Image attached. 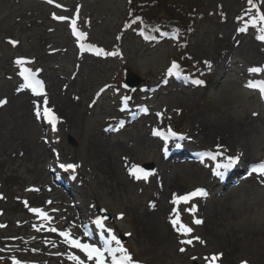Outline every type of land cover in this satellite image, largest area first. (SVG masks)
I'll list each match as a JSON object with an SVG mask.
<instances>
[{"label":"rangeland","instance_id":"obj_1","mask_svg":"<svg viewBox=\"0 0 264 264\" xmlns=\"http://www.w3.org/2000/svg\"><path fill=\"white\" fill-rule=\"evenodd\" d=\"M197 1L201 11L187 44L188 59L195 68V75L191 77L179 71L181 78H178L167 73L172 63L179 61L180 43L168 40L152 44L135 30L136 27H127V0H54L52 4L47 0H0V99L8 96L7 88L14 92L23 86L20 66L15 63L17 59L30 61L23 66L34 72L43 71L46 77L56 80L53 90L63 97L49 99L48 107L60 119L57 131H52L46 120L37 119L31 108L32 111L27 112L28 122L36 124L46 137L35 136L30 142L31 146L36 145L39 137H45L50 154L53 152L57 161L51 171L56 176L52 180H57L58 194L49 196L62 194L68 198L67 204L76 203L93 216L87 229L91 227L96 234L82 243L99 247L97 242H100V248L104 247L107 233L95 224L99 218L136 264H208L205 257L218 253H222V258L216 264H264V177L256 173L253 178L246 175L249 169L264 163V102L258 89L247 86L248 81H264V72H249L250 68L258 66L248 62L242 49L245 46L261 49L254 56L261 59L259 67L264 69V43L256 38L262 33L259 25L251 26L256 11L239 0ZM57 4L61 7H56ZM259 9L264 12V0ZM53 14L69 19L55 20ZM73 19L77 31L86 33L84 40L73 35L70 24ZM246 25L244 33L236 31V27ZM3 28H16L14 36L10 32L2 34ZM9 40H20L22 47L13 46ZM234 41H239L240 45H235ZM30 42L37 48L26 51L23 47ZM82 44L86 47L83 53L78 50ZM89 45L118 55L97 56L92 51L89 53ZM57 48L66 51L53 54L54 59L48 50L57 51ZM42 56L45 62L40 61ZM204 61L211 63L210 69ZM76 65H82V69H77ZM130 73L139 77L140 83L134 90L133 100H126L128 90L124 88L123 76ZM196 79L202 80L203 85L192 83ZM68 104H72L70 109L65 108ZM73 107L76 113L70 116L67 112ZM157 113L162 115L157 116ZM133 118L137 119V125L128 126ZM246 118L254 123L244 128L241 139H232V124L246 126ZM209 123L216 124V129L205 131ZM169 129L177 138L169 136L165 141L152 134L153 130H158L167 135ZM102 131L110 132L114 149L110 152L111 158H89V141ZM181 136L183 139L179 138ZM217 146L223 155L215 161L204 155L215 153ZM230 156L238 158L237 162L226 171L220 169L224 172L222 177L213 175L216 164L227 163ZM61 164L78 167L73 172L61 168ZM116 165L119 169L115 173L113 166ZM132 165L152 167L147 182L128 177ZM17 166L18 163H14L8 167L16 170L17 175L23 174L25 169ZM47 170L45 173L49 175ZM11 174L5 171L2 179L6 180V175ZM160 174H166L171 183L168 185L155 178ZM24 176L28 177L26 173ZM46 183L51 185V179ZM198 188L205 189L208 195L193 198L188 203H172L174 195L184 196ZM17 189L18 186H12L11 191L26 199L29 194ZM3 190L6 187H2ZM156 199L166 205V210L159 206L151 210ZM193 205L196 206L194 214L188 211ZM3 207L4 201L0 198V210ZM29 208L39 207L29 202L26 208L21 205V211L8 218L16 221L24 216L25 210L30 213L27 216L37 218ZM40 209L51 216L58 207L45 204ZM176 212L179 221L192 229L190 234L181 235L173 228L171 220ZM150 213L153 217L148 216ZM194 219L202 223L195 224ZM5 221V215H0V224ZM41 222L48 228L66 230L65 220L54 219L49 223L41 219ZM9 228L10 231H2L3 235L15 238L18 228ZM68 230L72 235L79 232L73 227ZM36 235L26 230L23 242L28 241L27 248L32 252H24L25 243L22 248L25 255L39 260L37 256L41 252L44 262L61 264L58 261L62 257L58 254L63 248L54 249L49 241L45 245L35 243ZM45 235H52L59 241V247L68 246L58 232ZM187 240L192 243L182 245L180 242ZM181 248L184 251H180ZM8 249L13 250V247H0V264L17 261L14 255L4 256L9 253ZM71 251L86 259L78 249ZM49 254L54 255L52 261ZM105 255L107 257V253ZM106 264H111L110 257Z\"/></svg>","mask_w":264,"mask_h":264},{"label":"bare ground","instance_id":"obj_2","mask_svg":"<svg viewBox=\"0 0 264 264\" xmlns=\"http://www.w3.org/2000/svg\"><path fill=\"white\" fill-rule=\"evenodd\" d=\"M242 28L241 26L236 27V31H238L240 34L244 32H240L239 29ZM14 29H4L3 33L5 35H8L9 32L13 35ZM237 38H239V35ZM2 35L1 38L4 39V36ZM231 33L229 34V38H231ZM10 36V35H9ZM30 37V36H29ZM21 41H18V46L22 47ZM235 45H240L239 41H234ZM55 45V44H54ZM50 46H53L51 44ZM58 47V46H56ZM26 49V51H30L33 49H36L35 44L32 42L26 44V47H23ZM49 48V47H47ZM86 48V47H84ZM243 49V52L246 55V58L250 64L257 65L258 67L261 65L262 61L257 56H254L257 54V52H261V49H256L249 47L246 49V46ZM81 53L84 52L85 49L79 48L78 49ZM60 51H66L65 48H61L56 50H48V53L51 57H53V54H56ZM249 51V52H248ZM93 52V51H92ZM89 51V53H92ZM247 52L251 54L250 56H247ZM258 55V54H257ZM59 56V55H58ZM260 57V56H259ZM54 58V57H53ZM40 61L45 62L43 56L39 58ZM55 59V58H54ZM85 60V59H83ZM76 68L81 70L82 65H76ZM43 73V71H42ZM39 72L38 78L41 79L44 82V91H48L47 93V99H53L57 98L60 99L63 97L62 93H57L55 90H53L54 87H56V80L50 77H46V75ZM75 81V80H74ZM76 82V81H75ZM250 82V81H248ZM22 89H21V88ZM19 90L15 89V91H11L9 88L6 90L8 91V96L6 98L0 99V100H6L7 103L0 107V182L3 181V184L0 185V197L4 201V207L2 210H0V215H5L6 221L4 224H0V247H7L12 248L8 249L7 255H4L6 257H11L10 255H14L16 258V262L18 264H51L49 262H44L42 260L41 252H39L40 255L37 256L39 260H35L34 257H27L24 252L31 253L32 249L27 248L28 241H24L26 230H32L37 233L36 237L34 236V242L35 243H42V244H48L49 241L52 244V247L56 248H63L62 252L58 254L59 257H62L58 263L61 264H71L72 260L69 259L70 255H76L73 251H71L73 248H70L68 246L62 245L58 246L59 241H55L56 239L52 238L51 236L45 235V233L50 232L48 229V226H45L43 222H41V218L39 217H29L27 216L30 213L25 210L23 212V217L18 218L16 221L10 220L8 217L11 215H14L16 212L21 211L19 207L21 205L25 206V201H27V204L35 203L39 208H41L43 205L48 204L50 206H56L58 207V210H55V215H51V220L58 219L59 222L61 220H65L66 224L64 225V228L66 230L70 228H74L79 230L78 234H73L74 237L81 239V242L86 240L87 238L90 239L91 236H84L83 233L85 231H90L87 229V223L90 221V218L93 217L90 214L84 212L79 205L76 203L73 204H67L65 202L66 198L64 195H60L58 197H51L49 196L50 193L52 194H58V185L57 180H52L53 177L55 179V175H52L53 171H51V168L54 167V165H57V161L53 158L54 153H51L50 145L49 143L44 139L45 132L43 133V130L41 131L39 127L35 125H31L27 120V112L32 111L31 108H34L36 104H40L44 97L42 96H34L32 95L31 91L28 89H24L22 86L17 87ZM13 90V89H12ZM17 90V91H16ZM66 90V89H65ZM50 91V92H49ZM54 91V92H53ZM50 93V95H49ZM53 93V94H51ZM67 93H65L66 95ZM72 104H68L65 108L70 109ZM53 108V107H52ZM68 115L74 116L76 111L73 107V109L69 110ZM130 114V113H129ZM134 119V118H133ZM136 118L134 120H131L128 126H135L137 125ZM246 121L248 123L246 126L241 123H233L232 124V130L230 131V136L234 140L241 139L242 135L245 133V127L252 125L254 122L246 118ZM216 124L209 123L208 126H205V131L209 130L210 128L216 129ZM45 136L44 138H40L37 140V146L33 145L31 146L30 139L35 136ZM141 140H143L141 138ZM35 142V141H34ZM41 144L43 148H41ZM31 146V147H30ZM113 146L111 140H110V132L109 131H102L100 135L98 136L95 134V136H92V139L89 141V147L87 149V155L89 158H96V157H109L110 152L114 151V149L111 147ZM249 145L246 147L249 149ZM21 151L19 152V150ZM11 151V152H10ZM10 152V153H8ZM247 152V149H246ZM105 162V161H104ZM14 163H18L17 168L18 169H25V172L21 175L16 174V170L11 171L8 167L9 165H14ZM29 165V166H28ZM47 165V166H46ZM44 166V169H43ZM47 167L49 168L47 170ZM114 167V172L116 173V169L118 170L119 167L116 165ZM109 168V167H108ZM7 172L12 173L11 175H6V180L2 179L3 174ZM46 170L49 172V175L46 174ZM111 170V167L109 168ZM127 169H125L126 171ZM249 171L247 172V176L253 178L254 173L252 175H249ZM27 174L28 177H25L24 174ZM130 177V175H128ZM159 181H164L168 185L171 183V180H167L168 177L166 174H160L156 175L155 177ZM47 179H51V185L49 183H46ZM119 181V179H118ZM60 182V181H58ZM251 182H253L251 180ZM8 185H11L8 187ZM120 185V183H118ZM12 186H18V191H21L23 193H28L27 198H23L22 196H18L16 194V197L14 193L11 191ZM2 187H6V190L2 191ZM38 189V191H36ZM2 191V192H1ZM11 191V192H10ZM19 197V198H18ZM50 197V198H49ZM51 201V203H49ZM167 202V200H165ZM159 206L160 209L166 210V205L163 204L159 199H156L152 205L151 210L154 209V207ZM26 208V206H25ZM73 210H76V213L72 212ZM148 216L153 217V214L150 213ZM84 217V218H82ZM33 225H36L37 227L43 225L40 231H36ZM15 226L18 228V231L15 232V238H11L8 235L4 236L3 232L10 231L9 227ZM52 226V225H51ZM53 227V226H52ZM3 231V232H2ZM24 232V233H23ZM9 233V232H8ZM93 235H95V232H92ZM91 234V235H92ZM10 240V242L8 241ZM181 242V241H180ZM25 243L26 248H25ZM184 245L183 243H181ZM97 245L99 247H102L100 242H97ZM25 248L24 252L22 248ZM55 249V248H54ZM77 250V249H76ZM79 251V250H78ZM53 254H49L48 258L49 260H53ZM30 259V262H29ZM190 259V258H189ZM14 262L13 264H16ZM87 264H92L91 261H87ZM196 264V263H195ZM254 264V263H253Z\"/></svg>","mask_w":264,"mask_h":264},{"label":"snow or ice","instance_id":"obj_3","mask_svg":"<svg viewBox=\"0 0 264 264\" xmlns=\"http://www.w3.org/2000/svg\"><path fill=\"white\" fill-rule=\"evenodd\" d=\"M47 2L49 4L54 3V0H47ZM129 2H131V0H129ZM249 5H251L253 8L256 7V5L253 3V0H248ZM56 7H61L60 5H56ZM53 19L55 20H59V21H64V20H68V17H64V16H56L55 14H53ZM138 19V18H136ZM136 20L134 19L132 21V23H135ZM71 27H72V32L73 35H75L77 37L78 40H84L86 38V33L83 32H78L76 29V21L73 19L70 21ZM259 25V32L262 33L260 35H258L256 38L261 41L262 43H264V12H261L258 8L256 9V16L252 18V22H251V26L252 27H257ZM131 26V25H129ZM247 28H240L239 31L240 32H245ZM141 35H143V33H141ZM119 38V37H118ZM146 39H151L150 37H145ZM8 43L12 44L13 46H16L18 44L17 41L14 40H9ZM84 45H81V48H83ZM88 51H93L95 53V55L97 56H115L118 55V53L116 52H105L104 49L102 48H94L93 46L89 45L88 46ZM15 63L17 65L20 66V72L19 75L20 77L23 79L24 83H23V88L24 89H29L32 93V95L34 96H42L44 97V99L42 100V102L40 104H36L34 107V113H35V117L37 119H44L46 120L52 128V131H57V124L60 122L59 117L56 115V113L50 108L48 107V99H47V94L44 91V82L38 78L39 75V70L37 71H32L29 68L24 67L23 65H25L26 63H30V61H27L25 59H17L15 61ZM204 64L207 68H211V63L209 61H204ZM179 65L175 62L172 63L171 67L168 69V75L172 76V75H176L179 76L180 72H179ZM175 70V71H174ZM250 73H254V74H260L261 72H264V69L260 68V67H253L249 69ZM192 83L196 84V85H203V81L196 79L193 80ZM249 88L252 89H258L261 96L264 97V81H260L259 83H253V82H249V84L247 85ZM103 91V89L101 90ZM125 99L127 100L128 98L125 97ZM7 103L6 100H0V107H2L3 105H5ZM144 111L146 112L147 109H144ZM161 113H157V116H161ZM255 115V113H254ZM153 136L159 137L165 141H167L169 136L175 137L177 136V134L175 132H173L171 129L168 130L167 135H165L163 132H160L158 130H153ZM180 139H183V137H179ZM220 146H217V151L215 153H205L204 155L208 156L211 160L215 161L217 159L218 156L223 155V153H221L219 151ZM236 157H227V163L225 164H216L215 169L213 171V175L218 176V177H222L224 175V172L220 171V169H224L225 171L228 170L229 168L232 167V165L234 163L237 162ZM61 168H65V169H69L72 170L73 172H75L76 168L78 167V165L75 164H61L60 165ZM253 173H256L262 177H264V163L259 164L258 166H255L251 169V171L249 172V175H252ZM129 175L131 177H133L135 180H144L145 182L148 181V178L150 175H152V173L144 168H142L139 165H132L129 167ZM36 191H38V189H36ZM208 195L207 191L205 189L202 188H198L196 190H194L193 192L184 195V196H180V197H176L175 195L173 196L172 199V203L174 205L180 203V202H184V203H188L191 199L196 198V197H206ZM2 198V197H0ZM25 206L27 207V201L24 202ZM49 203H51V201H49ZM29 211H31L32 213H34L35 215H37L39 218H41L44 221H48L49 223L51 222V217L48 216V214L46 212H44L42 209L40 208H29ZM188 211L190 213H195L196 211V206L193 205L191 208L188 209ZM122 218V217H121ZM106 219V217H105ZM193 223L195 224H201L202 221L200 219H194ZM95 224L100 228L103 229L105 233H107V238L104 239L103 243H104V247L100 248L97 247L95 244H91V243H82L81 239L76 238L72 235L71 231L69 230H65V231H58V229H56L55 227H49V231L50 232H58V235L60 237H63V243L67 244L70 248H74V249H78L79 252L83 253L84 257L86 259H82L80 256L78 255H70L69 259L74 261V264H87V261H92L93 264H106V259L108 257L111 258V264H136V262L133 260L131 254L128 252V250L123 247V245L121 244V241L117 238V236L115 234H113L111 229H107L105 228L104 224H103V220L102 219H96L95 220ZM171 224L173 226L174 229H176L178 232L181 233V235H188L192 232V229L190 227H187L186 225L182 224L179 221V213L176 212V216L175 218H173L171 220ZM33 227L35 228L36 231H40L41 228L43 227V225L37 227L36 225H33ZM84 236H90L91 234L88 231H85L83 233ZM130 235V233L128 234ZM197 240H199V237H196ZM201 243H203V241H200ZM113 243L116 245L115 247H113ZM181 243H188L191 244L192 240H187V241H181ZM180 251H184L183 248L180 249ZM107 253V257L106 254ZM222 258V253H218V254H214L213 256L209 257H205V260L208 262V264H216V262ZM16 264H18V262H16ZM244 264H246V262H244Z\"/></svg>","mask_w":264,"mask_h":264},{"label":"trees","instance_id":"obj_4","mask_svg":"<svg viewBox=\"0 0 264 264\" xmlns=\"http://www.w3.org/2000/svg\"><path fill=\"white\" fill-rule=\"evenodd\" d=\"M239 1L256 11L262 0H253L255 8L249 5L248 0ZM200 11L197 0H127L126 25L138 27L144 37L151 38L148 41L178 40L181 49L177 63L179 71L193 75L195 68L188 59L187 44L194 33V23ZM134 19L136 22L132 23Z\"/></svg>","mask_w":264,"mask_h":264},{"label":"water","instance_id":"obj_5","mask_svg":"<svg viewBox=\"0 0 264 264\" xmlns=\"http://www.w3.org/2000/svg\"><path fill=\"white\" fill-rule=\"evenodd\" d=\"M139 83H140L139 77L130 73V75L126 77L125 87L128 89H136ZM143 168L148 171L150 170L149 168H147V166H144Z\"/></svg>","mask_w":264,"mask_h":264}]
</instances>
